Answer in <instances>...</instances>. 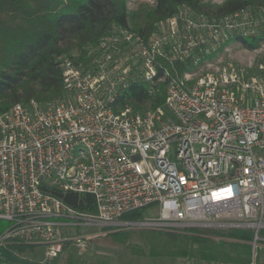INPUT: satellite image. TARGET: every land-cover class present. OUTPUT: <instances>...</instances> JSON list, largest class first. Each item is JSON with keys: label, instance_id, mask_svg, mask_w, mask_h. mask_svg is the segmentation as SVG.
<instances>
[{"label": "built area", "instance_id": "obj_1", "mask_svg": "<svg viewBox=\"0 0 264 264\" xmlns=\"http://www.w3.org/2000/svg\"><path fill=\"white\" fill-rule=\"evenodd\" d=\"M261 15L185 8L147 39L113 25L87 68L59 59L66 99L0 114V264H54L67 245L134 229L249 231L250 264H264V63L260 77L213 62L159 76L160 59L200 65L236 37H261ZM135 82L164 83L163 104L119 108ZM55 191L92 195L96 212ZM151 207L157 218L122 219ZM40 248L41 260L22 250Z\"/></svg>", "mask_w": 264, "mask_h": 264}, {"label": "trees", "instance_id": "obj_2", "mask_svg": "<svg viewBox=\"0 0 264 264\" xmlns=\"http://www.w3.org/2000/svg\"><path fill=\"white\" fill-rule=\"evenodd\" d=\"M128 0H0V114L18 104H39L62 100L65 96L60 58L85 68L97 55L100 41L113 25L126 28L145 39L156 25L176 16L187 7L196 15L221 19L245 9L264 8V0H226L222 6L202 5L199 0H154L133 13ZM230 44H241L255 51L264 44V33L258 38L236 37L206 57L200 65L191 58L170 62L159 60V76L164 70L183 76L213 62ZM164 83L150 90L148 85L132 83L116 102L119 108L131 106L134 112L154 110L164 102ZM163 90V91H162ZM148 109V110H147ZM70 207L87 214L96 212L92 195L54 192ZM144 209L131 212L123 220L144 219ZM152 238H167L170 248L156 256L194 257L207 263L250 264L252 233L243 230L189 229L183 232H153ZM127 232L114 233L120 243ZM24 251V249H22ZM68 264H78L71 257Z\"/></svg>", "mask_w": 264, "mask_h": 264}, {"label": "rangeland", "instance_id": "obj_3", "mask_svg": "<svg viewBox=\"0 0 264 264\" xmlns=\"http://www.w3.org/2000/svg\"><path fill=\"white\" fill-rule=\"evenodd\" d=\"M202 5L210 7L222 6L226 0H199ZM154 4V0H128V11L133 13L139 9L141 5ZM187 7L181 8V11ZM188 9V8H187ZM190 9V8H189ZM191 10V9H190ZM192 11V10H191ZM192 13H195L192 11ZM257 16L260 13L256 14ZM261 20L264 21V16L261 15ZM161 23L156 25L155 32L150 36L153 37L157 30L161 29ZM217 66H225L228 64L243 67L248 73V77L262 76L259 72V67L264 63V46H260L255 51H249L243 48L241 44H230L222 52L217 55L213 61ZM198 70V69H197ZM207 68L197 71L199 74L205 73ZM160 86V83H159ZM166 88V87H161ZM163 91V90H162ZM65 93V92H64ZM165 97V89H164ZM67 98L65 94L64 99ZM58 101V100H57ZM32 101H30L31 103ZM56 102V101H54ZM47 104V103H46ZM45 105V104H41ZM148 111H151L150 105L147 106ZM146 113V111H145ZM144 218H157L159 216V208L151 207L144 210ZM5 227L6 225H1ZM93 229H86V233H92ZM121 233L127 232V237L123 238L124 243L118 242L114 237V233H108L105 236L90 242L86 249H80L73 245L65 248L62 255L54 260V264H68V260L74 257L78 260V264H209L202 262L194 257H182L177 255H162L156 256L157 253H164V250L169 249L171 246L167 238H152L155 233L153 232H167L150 229H134L129 231H120ZM119 233V232H116ZM169 233V232H168ZM155 236V235H154ZM170 246V247H169ZM171 252L177 249L172 247L169 249ZM27 257L33 256L41 260L44 257V249H36L35 251L24 249ZM10 259H15L10 256ZM217 264V263H210ZM222 264V263H218Z\"/></svg>", "mask_w": 264, "mask_h": 264}]
</instances>
